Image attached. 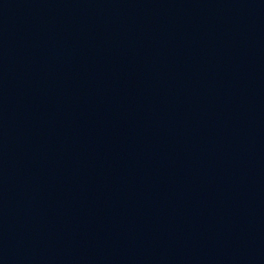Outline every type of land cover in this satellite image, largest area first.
<instances>
[{
  "label": "water",
  "instance_id": "water-1",
  "mask_svg": "<svg viewBox=\"0 0 264 264\" xmlns=\"http://www.w3.org/2000/svg\"><path fill=\"white\" fill-rule=\"evenodd\" d=\"M0 264H264V0H0Z\"/></svg>",
  "mask_w": 264,
  "mask_h": 264
}]
</instances>
